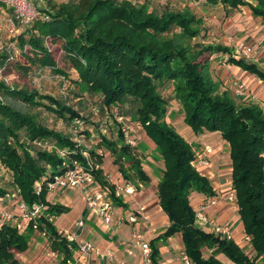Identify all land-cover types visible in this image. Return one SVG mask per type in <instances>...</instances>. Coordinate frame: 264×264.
Listing matches in <instances>:
<instances>
[{
	"label": "trees",
	"instance_id": "16d2710c",
	"mask_svg": "<svg viewBox=\"0 0 264 264\" xmlns=\"http://www.w3.org/2000/svg\"><path fill=\"white\" fill-rule=\"evenodd\" d=\"M190 1L220 4L227 11L246 7L253 17L260 18L264 27V0ZM33 3L37 5L36 17L22 27L25 32L10 36L14 39L10 44L18 41L19 52L31 55L27 58L30 64L48 67L54 74L64 76L49 48L50 43L58 42L64 60L77 73L74 83L81 92L101 96L106 108L127 101L136 105L130 117L144 131L163 162L157 199L169 225L149 241L152 263L157 264L159 257L156 243L178 233L191 264H222L216 258L218 254L233 264H258L259 261L264 264V111L255 103H237L226 90L220 92L219 84L208 74L209 57L230 53V49L209 44L199 50H188L175 38L168 37L173 28L180 31V37L192 39L199 35L202 22L188 10L156 13L144 3L129 0H77L57 6L48 3V7L34 0ZM10 54L11 49L0 50L1 76L14 61L13 55L9 59ZM227 63L264 82V71L255 63L231 56ZM17 68L27 71L20 65ZM169 84L171 99L179 104L184 124L195 135L217 133L229 146L231 188L254 256H248L233 240L205 232L195 223L190 193L213 197L215 191L208 178L192 165L193 144L166 122L167 100L159 92V86ZM36 107H43L60 118L66 119L67 115L68 121L80 119L68 104L34 91L17 89L0 78V170L10 173L11 190L17 189L27 205L37 203L47 207L44 216L36 222L38 230L54 232L47 216L69 211L47 200L44 180L52 173L65 170L72 161L80 162L99 185L109 189L112 203L125 209L127 206L103 178L102 156L81 147L70 135L39 123L29 112ZM100 140L113 155V163L123 180L135 187L138 183H148L140 155L121 130L116 132L115 140L104 136ZM43 141L53 143V147L39 148L38 144ZM61 150L66 151L65 157L59 155ZM88 162L92 169L87 168ZM36 183L42 184L38 194L34 190ZM10 191L0 182V197ZM32 225L30 222L24 231H33ZM28 243L24 232L3 226L0 264H19L15 254L26 251ZM204 248L211 250L206 258ZM63 251L64 259H70L71 250Z\"/></svg>",
	"mask_w": 264,
	"mask_h": 264
},
{
	"label": "rangeland",
	"instance_id": "374dc122",
	"mask_svg": "<svg viewBox=\"0 0 264 264\" xmlns=\"http://www.w3.org/2000/svg\"><path fill=\"white\" fill-rule=\"evenodd\" d=\"M34 1H36L38 4H43V6L48 7V3L57 6L63 2L77 0ZM129 1L140 4L144 3L148 7V10H152L156 13H161L162 11L182 12L188 10L191 14L199 18L202 24L200 26V33L197 37L192 39L180 37V31L177 28H173L167 36L175 38L188 50H199L200 48L209 44H218L229 48L230 53H215L209 57L208 74L210 75V78L218 82L220 92L226 90L237 103H255L261 106V108L264 110V82H260V80H257L253 75L250 76L251 80L245 79L246 76H248L246 74L237 75L235 73L236 69H234V66L227 63L231 53L233 52V56H236L234 57L235 59L242 58L247 62L259 64L261 69L264 71V42L259 43L257 41L256 38L257 34L259 33V29L256 24L257 21H255V17L251 15L250 11L246 7H240L236 10L227 11L220 4L212 5L205 2H192L190 0ZM25 31L26 29L19 27L17 33L14 35L12 34V36L15 37ZM255 35L256 37H254ZM12 39L13 38L11 37L9 38L6 31L4 30V25L1 24L0 50H4L5 48L11 49L14 61L5 74L2 76L0 75V78H3L7 83H10L17 89L34 91L40 96H51L52 98H55L64 104H68L70 107L76 110L80 117V119H77L79 122L76 125L73 123L74 120H66L68 118L67 115L65 116L66 119L60 118L52 112L47 111L43 107L30 109L29 112L36 117L39 123L43 124L47 128L61 132L65 135H70L78 142L81 147L94 150L97 154L101 155L102 165L100 168L102 169L103 178L106 180L108 186H112V188H114L115 193L116 191L118 192V198L121 197L123 199V197H126L127 195L125 194H128L126 187L132 184L123 180L121 174H116L117 178L111 176V170H116L117 166L113 163L114 157L107 146L104 145L105 143L103 145L100 143L102 136L110 140H115L116 132L121 130L124 134V137L133 143L129 144L132 145V147H134L136 152L140 155L138 157L140 158L141 164H143L145 168L148 167L147 165L149 160L147 157H151L150 153H153L155 156V158H152L154 164L150 163V165L152 164L155 170L153 171L147 169V171L149 174L151 172L150 176L152 180H154V177H158L163 169V162L153 150V145L149 146L145 143V141H149L146 139L147 137L145 136L144 131L135 121L131 119L130 113L133 112L136 107L132 101H127L125 104L117 107L106 108L102 104L101 96L81 92L74 83V81L77 80V73L72 68H70L64 60L65 58L62 51L60 50V44L58 42L50 43L49 48L54 52V58L58 63V67L65 72L64 76L54 74L48 67L41 68L38 66V64H30L27 58L31 57V55L21 54L18 49V41H16L14 44H10ZM239 42H244L250 45L252 48V54L249 56V58L245 57L240 52L235 51V44ZM18 65L26 68L27 71L19 70L17 68ZM234 83H237V85L235 86ZM159 92L167 100L166 122L173 126L179 134H184L186 138L190 137L191 133H189L187 136V134L184 132L186 129L183 127L186 126L183 122V113L180 110V106L176 101L171 99V84L163 87L159 86ZM17 103H19V101ZM44 103L48 104L46 101H44ZM196 138L197 139L195 140L197 143L210 141L208 143L210 146L213 145V143H211L213 140H209V138H216V141L220 142V145L217 147L220 148L221 155L224 156L225 160L227 159V145L222 142V139H220L218 134L203 133ZM149 144L151 143L149 142ZM38 147L42 149H50L53 147V143L49 141H43L38 144ZM204 168L207 167H200L199 170L202 169L201 172L207 174ZM219 169L224 170V173H222L223 182L225 179L229 180V172L227 171V167L224 165V163L221 164ZM9 177V174L0 170L1 186L8 191L11 190V185L8 184ZM216 178L217 177L215 176L212 182H215ZM118 180H121V182L119 183ZM151 187H153L152 184L149 188ZM74 191L75 190H64V194L70 196V193H73ZM79 192L74 193H78L79 195ZM58 195H53V197L50 195L49 200L52 203L59 204ZM122 199L119 198L121 202ZM63 214L50 217L46 215L54 228V232L49 229L43 231L37 229H33V231H22L28 236L29 240L34 235L44 238L43 244L45 248H43L42 251L45 253L55 254L51 255L49 257L50 259L55 256H57V258L58 256H62L64 258L65 252L63 249L67 248V250H71L74 245H76L74 244V241H72L73 245L69 246L68 241L70 239L67 240L66 238L68 234L71 236L77 235L78 227L76 226V222L82 218L80 217L78 219H73L72 226L69 224L65 225L63 224L65 222L64 220L68 218L67 220L69 222V217L66 218ZM126 224H128V221L121 220V225ZM138 232V234L143 235L144 230H141L140 228ZM66 244H68V246H66ZM133 245H136L138 248L136 239H134ZM76 247H78V245H76ZM138 252H140L139 248ZM209 254L210 253L207 251V249L204 248L203 256L206 258L209 256ZM137 264H139V262ZM258 264L262 263L259 261Z\"/></svg>",
	"mask_w": 264,
	"mask_h": 264
},
{
	"label": "crops",
	"instance_id": "0c3cea01",
	"mask_svg": "<svg viewBox=\"0 0 264 264\" xmlns=\"http://www.w3.org/2000/svg\"><path fill=\"white\" fill-rule=\"evenodd\" d=\"M255 21H257L256 24L259 29V33L257 34L256 39L259 43L264 42V27L261 24V20L260 18H255ZM254 37H256V35ZM256 65L261 69L259 64ZM234 69H236L235 73L237 75L246 74L248 76H246L245 79L251 80V74H248L235 66ZM256 79L259 80L258 78ZM183 128L186 129L184 130V132L187 134V136L189 135V133H191L190 137L186 138L184 134L182 136L188 143L193 144V148H195L197 151L200 150L201 153H204L205 147L211 150L206 154L207 158L209 159V165L207 166V168H204V170H206L207 174L202 173V169H200L199 172L208 178L213 190L215 191V196L213 197H206L203 194L191 192L189 196L190 205L195 210L201 207L206 202L211 201V199H214L215 203L213 205H210V207L205 208V213L209 217L213 218L219 225L229 227L233 234V241L236 242L248 256H254L255 252L251 247L250 241L246 239L243 225L237 213V209L228 199L230 193L233 191L231 188V161L229 157L228 144L222 140V142L227 145V159L225 160L224 156L221 155L220 148L217 147L218 145H220V142L216 141V138H209V140H213V142H211L213 143L212 146L208 144L210 141L197 143L195 139H197L196 137L201 134L195 135L187 126ZM204 134L217 133L204 132ZM145 143L149 146L152 145L146 141ZM150 154L151 157H147V159L149 160L147 165L148 167L145 168L142 164L143 171L149 177L148 183L145 185L138 183L136 187L133 185L126 187L128 194L125 195L127 196L123 197V199L121 197L119 198L122 199V203L126 204L127 207L124 209L114 205V219L113 225L110 230H106L94 215H87V212L84 209L83 193L81 191L79 192L75 190L74 192H79V195L78 193L73 192L70 193V196L64 194V191L59 193V205L69 208L67 214H63L66 218L69 217V222L67 220L68 218H65L66 220H64L65 222L63 224H69L70 226H72L73 219H78L80 217L82 218V220H84V226L81 229L77 228V235L71 236L68 234L66 238L67 240L73 238L74 244L76 245H78V243L83 240L89 241L92 246H94L95 249H97L99 252L110 254L107 258V261L110 264H137L140 261V252H138V248L136 247V245H133L135 239L133 237L134 234L139 233L138 231L141 228V230H144L143 235H141L142 239L149 242L150 240L156 238L159 234H161L169 225L168 219L160 209L157 199V185L161 179V172L158 177H154V180H152L150 176L151 172L149 174V172L147 171V169L153 171L155 170L152 165L154 164L152 158H155V156L153 155V153ZM221 162L224 163V165L227 167V171L229 172V180L225 179L224 182L222 176L224 170L219 169L222 164ZM150 163L152 164L150 165ZM117 171V168L116 170H111V176L117 178L116 174H120ZM215 176L217 177L215 179L216 181L214 180L215 182H212ZM118 182L120 183L121 180H118ZM151 184L153 185V187L149 188ZM50 195L53 197V195L55 194H48V201H50ZM121 220L128 221V224L121 225ZM43 242L44 238L34 235L29 240L27 250L22 253L15 254V257L19 264H68V261L75 262L76 260H82L86 262V264H104V262L97 258L94 254L81 256L78 253V248L76 247V245H74V247L72 246L73 248L70 251L71 256L70 259H67L68 261H64V258L62 256H58V258L57 256H55L50 259L49 257L55 254L45 253L44 251H42V249L45 248ZM68 243L69 246L73 245V242L70 240L68 241ZM156 246L159 253L157 264L181 263L179 254H181V251H183V245L180 234H174L164 242L158 241L156 243ZM207 251L211 253V250L207 249ZM216 258L222 264H233L222 254L216 255Z\"/></svg>",
	"mask_w": 264,
	"mask_h": 264
},
{
	"label": "built area",
	"instance_id": "2783aa9c",
	"mask_svg": "<svg viewBox=\"0 0 264 264\" xmlns=\"http://www.w3.org/2000/svg\"><path fill=\"white\" fill-rule=\"evenodd\" d=\"M36 6L37 5L33 3V0H0V25H4V30L9 37L12 36V34L14 35L17 33L19 27L28 26L32 22L37 15ZM235 51L240 52L247 58L252 54V48L244 42L236 43ZM231 56L236 57L235 55L233 56V52L231 53ZM9 59H12L11 54ZM234 85L236 86L237 83H234ZM78 122L79 120L75 119L73 123L76 125ZM74 141L77 142L76 140ZM128 143L133 144L129 140ZM193 149L195 151V159L192 165L199 171L200 167H207L209 165V159L206 154L211 150L205 147L204 153H201L200 150L197 151L195 148ZM59 155L65 157L66 151H59ZM84 156H87L86 153H84ZM87 166L88 169L93 168L91 162H88ZM2 172H6L10 176V173L7 171L3 170ZM10 179L11 178L9 177V180ZM44 181L48 194L54 193L55 195H58L64 190L81 191L83 193L84 209L87 212V215H94L106 230L111 229L114 219V204L111 200L110 191L106 187L99 185L90 172L87 171L80 162H70L65 170L48 175ZM41 188V183L35 184L34 190L36 194L41 191ZM118 195L119 194L116 191L115 196L117 197ZM228 199L236 207V199L233 191L230 193ZM214 203L215 200L211 199V201L206 202L201 207L194 210L196 225L201 230L212 233L219 238L233 240V234L229 227L219 225L213 218L205 213V208L210 207V205H213ZM46 209V206L37 203L27 205L19 196L18 190H12L5 196L0 197V229L3 226L8 225L16 227L22 232L26 230L28 224L32 222L33 229L38 230L36 222L39 218L44 216ZM76 226L82 228L84 226V220L81 219L77 221ZM134 238L137 240V246L140 250L139 264H153L150 258L151 247L149 242L144 241L138 233L134 234ZM246 239L249 240L248 237H246ZM70 241H74V239L72 238ZM77 248L78 253L81 256L94 254L97 258L103 261L104 264H110L107 261L108 255L110 254L99 252L89 241H80ZM180 262V264H191L183 251L180 254ZM67 263L86 264V262L82 260H76L75 262L68 261Z\"/></svg>",
	"mask_w": 264,
	"mask_h": 264
},
{
	"label": "bare ground",
	"instance_id": "6f19581e",
	"mask_svg": "<svg viewBox=\"0 0 264 264\" xmlns=\"http://www.w3.org/2000/svg\"><path fill=\"white\" fill-rule=\"evenodd\" d=\"M261 82V81H260Z\"/></svg>",
	"mask_w": 264,
	"mask_h": 264
}]
</instances>
